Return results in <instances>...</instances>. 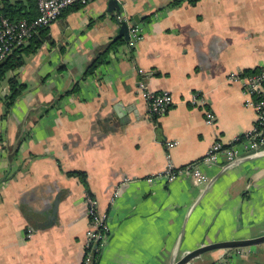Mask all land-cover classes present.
I'll return each instance as SVG.
<instances>
[{
  "label": "crops",
  "instance_id": "obj_1",
  "mask_svg": "<svg viewBox=\"0 0 264 264\" xmlns=\"http://www.w3.org/2000/svg\"><path fill=\"white\" fill-rule=\"evenodd\" d=\"M30 1L0 9L36 15ZM107 2L72 6L35 35L40 47L9 73L26 89L6 114L7 79L0 85V264H82L86 195L109 226L95 264H171L204 244L264 234V152L228 167L224 156L201 161L254 124L229 75L264 68V0H118L111 14ZM119 13L142 18V38L82 79L117 35ZM147 90L170 92L162 116H148ZM194 92L204 104L190 103ZM166 155L177 167L197 163L204 180L167 181ZM228 264H264V254Z\"/></svg>",
  "mask_w": 264,
  "mask_h": 264
},
{
  "label": "built area",
  "instance_id": "obj_2",
  "mask_svg": "<svg viewBox=\"0 0 264 264\" xmlns=\"http://www.w3.org/2000/svg\"><path fill=\"white\" fill-rule=\"evenodd\" d=\"M90 0H37V14L30 20H11L0 14V63L3 62L11 52L27 43V41L39 30L48 27L55 22L64 10L76 6L85 5ZM142 38V30L138 25L129 27V42L134 45ZM229 80L241 85L246 95L245 107L252 108L255 113V120L252 127L244 134L235 136L231 141L223 144L220 141L214 142L205 152L201 161L208 165L217 164L220 156H224L227 167L239 162L245 157H256L264 152V68L255 71L238 70L229 75ZM143 97L146 101L147 112L150 119L160 117L172 106L173 100L169 91H144ZM190 103L194 106L204 104L201 94H191ZM211 111L206 113V122L214 120ZM175 142H166V147L171 148ZM242 150V151H240ZM179 174L191 175L197 182L204 180V176L198 169L197 163H189L177 167L166 155V166L160 172L167 181L171 182ZM152 178V177H151ZM86 212L89 218L90 227L85 233L84 257L82 264H93V250L97 251L98 246L105 240L109 226L107 214L98 209L96 201L89 195L85 197ZM32 229L28 228L27 235L31 236ZM244 248V247H241ZM239 248V249H241ZM229 250V249H227ZM238 251V250H237ZM236 251V253H237Z\"/></svg>",
  "mask_w": 264,
  "mask_h": 264
},
{
  "label": "trees",
  "instance_id": "obj_3",
  "mask_svg": "<svg viewBox=\"0 0 264 264\" xmlns=\"http://www.w3.org/2000/svg\"><path fill=\"white\" fill-rule=\"evenodd\" d=\"M30 3L33 7L37 6V0H31ZM174 2L173 4H175ZM0 14L5 17H8L11 20L27 19L30 20L36 15H29L27 13H22L21 9L13 8L6 6L5 8L0 9ZM45 28L39 30V32H44ZM37 35V34H35ZM33 35L26 45L19 46L15 48L11 54L0 63V85L7 79L10 94L5 98V114L10 110L15 100L23 93L26 89V85L18 81L15 74L14 76L8 77L9 73L16 72L23 64L25 56H28L31 53H34L41 45L40 40L37 39V36ZM123 39L118 38L113 42H110L104 51L99 53L97 57L92 61V63L87 67L86 72L83 75L84 79L86 76L91 75L101 64H104L107 61V57L110 51H116L119 46L123 44ZM77 86L74 88V91H77ZM70 175L78 176L83 181L84 174L79 172H71ZM97 251L93 250V264H95V257Z\"/></svg>",
  "mask_w": 264,
  "mask_h": 264
},
{
  "label": "water",
  "instance_id": "obj_4",
  "mask_svg": "<svg viewBox=\"0 0 264 264\" xmlns=\"http://www.w3.org/2000/svg\"><path fill=\"white\" fill-rule=\"evenodd\" d=\"M114 9L121 12V5L119 4L118 0H108L107 2L108 13L111 14L114 11ZM140 19L142 18H139L138 16H134L133 21L131 23H128L123 18V16L119 13V15L115 19L119 25L118 32H117V35L113 37L110 42H113L118 38H122L125 43H128L129 42V27L132 25H138L140 23ZM224 168H222V170H224ZM52 217H54V215ZM262 244H264V234L254 236V237L237 238V239L224 240V241L216 242V243L204 244V245L196 247L193 250L188 251L180 259L173 260L171 264H188L196 257H199L205 254L206 252L213 251V250L231 249V248H239V247H251V246H257V245H262Z\"/></svg>",
  "mask_w": 264,
  "mask_h": 264
},
{
  "label": "rangeland",
  "instance_id": "obj_5",
  "mask_svg": "<svg viewBox=\"0 0 264 264\" xmlns=\"http://www.w3.org/2000/svg\"><path fill=\"white\" fill-rule=\"evenodd\" d=\"M239 248H231L229 250L225 249V253L216 260V264L232 263L238 257L239 258H242V257H249V258L256 257L257 258L264 254V244L257 245V246H251V247H244L241 249Z\"/></svg>",
  "mask_w": 264,
  "mask_h": 264
}]
</instances>
